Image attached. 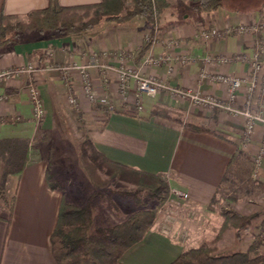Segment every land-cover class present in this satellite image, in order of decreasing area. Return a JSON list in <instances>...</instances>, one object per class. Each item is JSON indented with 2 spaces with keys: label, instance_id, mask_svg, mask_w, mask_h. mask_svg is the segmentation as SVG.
<instances>
[{
  "label": "crops",
  "instance_id": "obj_1",
  "mask_svg": "<svg viewBox=\"0 0 264 264\" xmlns=\"http://www.w3.org/2000/svg\"><path fill=\"white\" fill-rule=\"evenodd\" d=\"M58 1L65 7H77L101 0ZM168 2L169 7L154 24L142 16L126 23L102 21L97 29L82 36L36 35L0 48V73L20 70L18 74L0 78V119L17 121L0 123V178L6 177L7 195L12 201L11 213L0 199V264H58L51 236L57 225L63 193L69 202L84 206L89 203L84 191L96 190L80 161L79 143L82 140L76 147L75 161L58 149L60 144L54 143L57 128L61 127V132L70 130L67 118L77 123L75 126L83 139L77 113L84 119L93 144L107 158L141 171L164 173L170 188L189 194L184 200L170 196L168 208L157 216L144 237L125 251L117 264H171L185 250L213 237L223 225L220 208L214 205L212 210L209 205L215 197L219 198L226 186L230 187L227 183L221 190L239 145L247 155L232 164V180L242 179V173L253 171V157L264 144V125H257L251 142L246 145L243 119L228 111L197 106L167 91L156 95L140 94L134 80L128 91L122 93L118 76L121 61L117 54L123 52L126 55L123 66L144 76L228 101V86L212 77L225 73L246 78L250 74V65L241 61L210 64L203 58L208 54L252 53L256 42L264 41V34L234 33L207 42L198 33L203 28L225 29L264 21V9L241 12L224 2L213 12L198 13L188 0ZM178 3L187 5L190 17L189 14L184 18L177 15L175 7ZM49 4L50 0H0V28L3 14L24 18ZM151 35L150 48L142 52ZM170 39L178 40L179 45L170 46ZM167 52L189 54L196 61L145 64L149 55ZM92 60L111 66L105 70L90 68L94 93L106 97L108 104L89 99L78 69L69 71L68 82L63 81L57 69L61 65L89 64ZM204 73L206 77H203ZM31 84L39 89L46 108L41 127L30 101ZM246 86L247 83L238 95L236 104L240 107L245 106L247 100ZM71 95L76 97L78 106L69 102ZM100 105L109 108V115ZM156 105L169 108L184 122L222 132L228 139L187 128L171 119L151 116ZM260 105L264 106V97L257 96L254 107ZM122 111L135 113L138 117ZM257 179L264 183V158ZM92 192L90 190L89 195ZM182 231L188 234L186 240L179 236Z\"/></svg>",
  "mask_w": 264,
  "mask_h": 264
},
{
  "label": "trees",
  "instance_id": "obj_2",
  "mask_svg": "<svg viewBox=\"0 0 264 264\" xmlns=\"http://www.w3.org/2000/svg\"><path fill=\"white\" fill-rule=\"evenodd\" d=\"M198 13L213 12L223 6L225 0H188ZM169 7L168 0H101L99 3L77 7L62 6L58 0H50L47 8L33 11L26 17L2 15L0 28V48L10 43H19L21 35L28 31L39 36L65 33L72 36H82L96 28L102 21L126 23L137 16L145 17L153 24L161 18L163 11ZM153 42L149 36L142 52L147 51ZM105 114L109 108L100 105ZM122 113L138 117L135 113ZM82 128V141L79 143V156L93 186L96 189H111L114 181H120L136 188L137 192H148L157 200V205L151 209H139L127 219L107 227L92 230L94 212L91 205H77L69 202L63 193L60 213L55 230L51 236L54 257L58 264H117L125 251L139 242L145 233L154 225L158 207L170 196V185L166 174L149 173L136 168L116 163L107 158L93 144L85 129V121L81 115H76ZM151 116L171 119L183 123L185 127L208 131L223 139L228 137L219 131L200 128L195 123L184 122L179 115L161 105H156ZM14 119H0V123H15ZM42 120L39 121L41 127ZM42 131V129H41ZM247 153L239 145L238 151L231 161V167L225 174L221 190L232 180V164ZM53 155L50 161L52 162ZM243 174V173H242ZM7 180L0 178V199L3 205L12 213V201L7 195ZM51 185V184H50ZM51 187H53L51 185ZM235 190V187H233ZM220 192V190H219ZM218 199L215 197L209 207L214 210ZM224 223L211 238L203 240L198 246L185 250L171 264H260L264 254L257 251L258 240L246 251L220 253L219 244L229 229L235 230V237L242 239V232L249 230L254 215H245L237 210L222 206L219 209ZM10 223V219H7ZM261 232L264 233V221Z\"/></svg>",
  "mask_w": 264,
  "mask_h": 264
},
{
  "label": "built area",
  "instance_id": "obj_3",
  "mask_svg": "<svg viewBox=\"0 0 264 264\" xmlns=\"http://www.w3.org/2000/svg\"><path fill=\"white\" fill-rule=\"evenodd\" d=\"M250 32L252 34H264V21L259 20L251 25L240 24L237 27H227L220 29L217 27H211L209 29L203 28L199 31L200 36L205 41L209 42L213 39L224 38L234 33ZM169 45L174 47L179 45V41L176 39H170ZM117 57L121 61V66L118 69L119 85L122 93H126L130 88L131 81L134 80L136 83L137 90L140 94L156 95L162 91L170 92L172 95L188 100L192 104L206 107L209 109H222L228 111L232 115L241 117L243 119V137L245 144L251 142L252 137L256 131V127L259 123L264 125V106L254 107V98L264 97V41H257L256 48L252 53H237L234 55L225 54H208L203 58L205 63L210 64H228L234 61L247 62L250 65V74L246 78L239 77L234 74L217 73L212 79L221 82L228 86L229 100L224 101L212 95H204L199 91L191 89L176 88L168 85L164 81H160L155 77L144 76L137 71L129 69L123 64L126 60V55L123 52H119ZM196 58L189 54H178L173 55L167 52L161 55H149L145 64L156 66V65H173L174 63H188L194 62ZM98 67L102 70L109 69L111 66L105 64L96 63L95 60L89 62V64L82 65H61L57 69L61 72L64 82L70 81L69 71L73 68L78 69L83 83V89L89 99L93 102L101 104H108L106 97H98L94 93L93 82L91 79L90 68ZM20 70H7L0 73V78L10 77L18 74ZM206 77V74H203ZM246 86L247 100L245 106L240 107L236 104L238 95L244 85ZM30 101L33 107V113L36 120L40 121L46 116V108L44 101L41 97L39 89L33 84L29 87ZM69 102L75 107L78 106L76 97L71 95ZM141 108V106H139ZM264 158V144L255 153L253 162L255 169L253 171V177L257 179L259 177L260 169ZM170 196H175L177 199H188L189 194L178 188H170Z\"/></svg>",
  "mask_w": 264,
  "mask_h": 264
},
{
  "label": "rangeland",
  "instance_id": "obj_4",
  "mask_svg": "<svg viewBox=\"0 0 264 264\" xmlns=\"http://www.w3.org/2000/svg\"><path fill=\"white\" fill-rule=\"evenodd\" d=\"M263 1L264 0H226L225 2L227 5L238 8V11L243 12L247 10L264 9ZM175 8L179 17L184 18L187 17L188 14L190 17V10L187 5L178 3ZM36 35L38 34L27 30L25 34L21 35V38L22 40H26ZM74 122L73 119L67 118L66 123L69 125L70 130H68V132H61V127L57 128L55 130L54 139V143L61 145L58 149L65 151L67 156L72 158L68 159L72 161L76 160V158L73 159V156H75L78 142L82 140L77 126H75L77 123L75 124ZM58 167L59 166H56L55 168ZM62 169L65 172H70L68 169ZM254 169L255 165L253 166V171ZM54 171L55 169H53V172ZM253 171L245 172V174L241 176L242 179L234 181L233 184L229 183L230 187L226 186L227 188L225 187V189L221 191L222 193L220 192L221 195H219L216 203L217 208L227 206L245 215H254L249 230L242 232V239L239 240L235 237L234 229L228 230V234H225L223 240L219 244L220 253L222 254L246 251L258 240L263 243L259 244L257 251L264 254V233L261 232L262 223L264 221V183L253 177ZM52 182L55 184L56 181L52 179ZM233 187H235V190ZM90 190L93 191L91 195H89ZM90 190L84 191V197L88 200L87 202L89 203L87 204L92 206L94 212L92 230L99 227L111 226L114 223L127 219L139 209H151L157 205V200L152 199L148 195V192H137L135 187L120 181H114L111 189L95 190L90 188ZM170 200L171 198L169 196L167 201L158 207L157 216L168 208ZM179 236L185 240L188 238L186 231H182Z\"/></svg>",
  "mask_w": 264,
  "mask_h": 264
}]
</instances>
